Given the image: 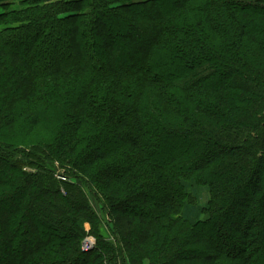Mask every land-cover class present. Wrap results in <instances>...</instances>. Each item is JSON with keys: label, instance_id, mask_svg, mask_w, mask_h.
Listing matches in <instances>:
<instances>
[{"label": "trees", "instance_id": "trees-1", "mask_svg": "<svg viewBox=\"0 0 264 264\" xmlns=\"http://www.w3.org/2000/svg\"><path fill=\"white\" fill-rule=\"evenodd\" d=\"M0 9V264H264V0Z\"/></svg>", "mask_w": 264, "mask_h": 264}, {"label": "rangeland", "instance_id": "rangeland-1", "mask_svg": "<svg viewBox=\"0 0 264 264\" xmlns=\"http://www.w3.org/2000/svg\"><path fill=\"white\" fill-rule=\"evenodd\" d=\"M2 12H3V10L0 9V13H2ZM91 202H92V206H93L94 210L101 216V214H100L101 210H100L99 204L96 202V200L94 198H91ZM114 232H115V229L113 228V224L102 223V226L100 228V233H101L102 237L112 241V240L117 238V237L115 238ZM97 241H98V237H97Z\"/></svg>", "mask_w": 264, "mask_h": 264}, {"label": "built area", "instance_id": "built-area-1", "mask_svg": "<svg viewBox=\"0 0 264 264\" xmlns=\"http://www.w3.org/2000/svg\"><path fill=\"white\" fill-rule=\"evenodd\" d=\"M82 247H83V251L86 252L93 250L96 247V239L92 236H87L83 241Z\"/></svg>", "mask_w": 264, "mask_h": 264}]
</instances>
